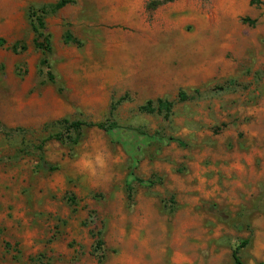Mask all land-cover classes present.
<instances>
[{
    "label": "rangeland",
    "instance_id": "obj_1",
    "mask_svg": "<svg viewBox=\"0 0 264 264\" xmlns=\"http://www.w3.org/2000/svg\"><path fill=\"white\" fill-rule=\"evenodd\" d=\"M59 1L0 0V264H263L264 0H72L42 68Z\"/></svg>",
    "mask_w": 264,
    "mask_h": 264
},
{
    "label": "trees",
    "instance_id": "obj_2",
    "mask_svg": "<svg viewBox=\"0 0 264 264\" xmlns=\"http://www.w3.org/2000/svg\"><path fill=\"white\" fill-rule=\"evenodd\" d=\"M172 1H174V0H164L161 2L155 3V5L158 6V5H161L163 3L172 2ZM71 3H73L72 0H60L56 4L44 6L40 10H35L33 8L30 9L29 19L31 21L32 28H33V31L35 33L34 43H35L36 48L41 50L43 53V56H44L41 60V63H40L42 68H49V60H48L47 56L49 54H51V52H52L50 37L45 33V31H46L45 17H46V15H48L49 12L55 13V12L63 9L68 4H71ZM42 39H44V40L41 41ZM14 49H16V48L14 47ZM40 71H41V74H43L44 70L41 69ZM48 80L50 82H54V80H55L54 76L52 75L51 72H48ZM179 98H180V101H185L186 96L183 93H180ZM174 105H175L174 102H172L168 99L158 98L156 100H149L144 106H142L140 108V110L143 111L144 113H148V114L159 113V114L164 116L165 120L168 121L170 119V117L172 116ZM115 108H116V106L114 105L113 109H115ZM64 124L67 127L66 129L70 132L71 131L72 132H79L84 128H98V129L106 131L111 137H113L114 132H115V127H116L114 125V123L110 124L109 126H106L104 123H88V122H82V121L70 122L68 120H65ZM70 139H73V141H75V140H77V137H74V138L72 137ZM163 141L166 144H169L171 142H177L180 145L183 144L180 140H175L174 138L165 139ZM139 149L140 148H138V147H134L132 149V151H129V152L132 155H137L139 153ZM134 168H135V165L131 169V172H130L129 178H128L129 180L127 182L128 191H129L130 195L133 191V188L131 186L132 181L138 182L141 185H146V186L151 185V182H145V181L137 178L134 174ZM247 244H248V240H245L242 242V244H240L237 248L234 249V251L232 253L234 264H244V262L240 256V251H241V249L246 247ZM102 245H103L102 242L99 241L97 244L98 250L102 249Z\"/></svg>",
    "mask_w": 264,
    "mask_h": 264
}]
</instances>
